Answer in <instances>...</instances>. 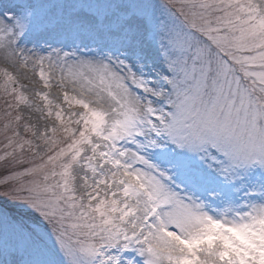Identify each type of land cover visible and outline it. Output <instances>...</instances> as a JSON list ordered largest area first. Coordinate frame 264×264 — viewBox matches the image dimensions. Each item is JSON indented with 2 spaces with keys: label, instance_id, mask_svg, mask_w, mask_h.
Returning a JSON list of instances; mask_svg holds the SVG:
<instances>
[{
  "label": "snow or ice",
  "instance_id": "obj_1",
  "mask_svg": "<svg viewBox=\"0 0 264 264\" xmlns=\"http://www.w3.org/2000/svg\"><path fill=\"white\" fill-rule=\"evenodd\" d=\"M0 264H264V0H0Z\"/></svg>",
  "mask_w": 264,
  "mask_h": 264
}]
</instances>
